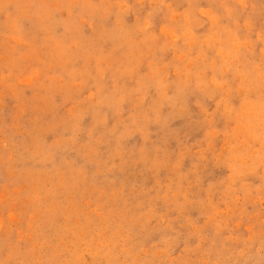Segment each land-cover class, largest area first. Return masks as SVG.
<instances>
[{
	"label": "rangeland",
	"instance_id": "1",
	"mask_svg": "<svg viewBox=\"0 0 264 264\" xmlns=\"http://www.w3.org/2000/svg\"><path fill=\"white\" fill-rule=\"evenodd\" d=\"M263 170L264 0H0V264H264Z\"/></svg>",
	"mask_w": 264,
	"mask_h": 264
},
{
	"label": "bare ground",
	"instance_id": "2",
	"mask_svg": "<svg viewBox=\"0 0 264 264\" xmlns=\"http://www.w3.org/2000/svg\"><path fill=\"white\" fill-rule=\"evenodd\" d=\"M71 107V106H70ZM25 112V111H24ZM73 129V128H72ZM197 151V150H196ZM264 171V170H263ZM138 174V173H137ZM114 197V196H113ZM5 198V197H4ZM128 203V202H127ZM257 215V214H256ZM6 216V215H5ZM217 217V216H216ZM34 221V220H33ZM181 226V225H180ZM120 233V232H119ZM34 235V234H33ZM68 237V236H67ZM216 239V238H215ZM202 240V239H201ZM62 245V244H61ZM16 251V250H15ZM231 253V252H230ZM241 256V255H240ZM205 257V256H204ZM236 257V256H235ZM263 257V256H262ZM223 260V259H222ZM246 261V260H245ZM218 264V263H217Z\"/></svg>",
	"mask_w": 264,
	"mask_h": 264
}]
</instances>
